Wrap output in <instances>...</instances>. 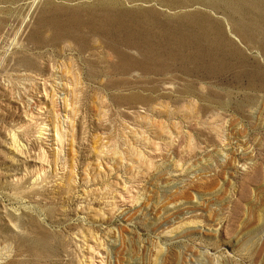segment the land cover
<instances>
[{
  "label": "rangeland",
  "instance_id": "rangeland-1",
  "mask_svg": "<svg viewBox=\"0 0 264 264\" xmlns=\"http://www.w3.org/2000/svg\"><path fill=\"white\" fill-rule=\"evenodd\" d=\"M0 264H264V0H0Z\"/></svg>",
  "mask_w": 264,
  "mask_h": 264
},
{
  "label": "bare ground",
  "instance_id": "bare-ground-1",
  "mask_svg": "<svg viewBox=\"0 0 264 264\" xmlns=\"http://www.w3.org/2000/svg\"><path fill=\"white\" fill-rule=\"evenodd\" d=\"M109 19L110 20H114L112 18H106V19H104V23L105 24L108 23L109 22ZM118 27L120 29H122L123 31H129V33H130V28L126 24L121 23ZM127 35H129V34H127ZM170 36H173V39L174 40H171L170 39ZM164 40L166 42V51L164 49L163 52H159L158 53V52H155V50H153L151 48V50L149 52L148 51L146 52V60H150V61H152L154 63H164L165 61H169V60L171 62H173V61L176 62V61H179V60L180 61H188L190 59L195 60L194 56H191V57L190 56L189 57H187V56L184 57L182 55L180 56L179 55L180 53L178 54L176 52L177 50L174 49V48L180 49V48H186V47H188V45H189V37H188V35L186 33L176 32V33L170 34V32H169L168 34H166L164 36ZM146 49H148V48H146Z\"/></svg>",
  "mask_w": 264,
  "mask_h": 264
}]
</instances>
